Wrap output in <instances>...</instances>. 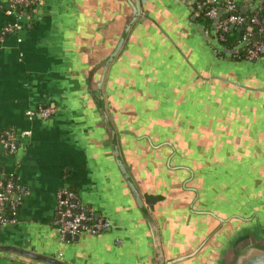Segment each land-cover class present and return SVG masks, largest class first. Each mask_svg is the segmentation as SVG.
I'll return each mask as SVG.
<instances>
[{"label": "crops", "instance_id": "crops-1", "mask_svg": "<svg viewBox=\"0 0 264 264\" xmlns=\"http://www.w3.org/2000/svg\"><path fill=\"white\" fill-rule=\"evenodd\" d=\"M146 1L150 18L136 23L110 65L104 98L142 199L164 196L146 208L167 264L195 250L215 217L247 212L264 197V60L224 53L229 48L217 32L196 22L192 0ZM243 8L253 12V0ZM74 14V0H46L37 17L20 21L17 35L0 40V134L30 132L19 136L15 153L0 143V179L12 178L18 196L14 222L11 212H0V264H49L16 250L62 264H151L149 231L84 102ZM15 21L0 7V31ZM39 105L57 111L29 119L27 111ZM62 188L114 227L63 236L56 198ZM215 242L178 264H202Z\"/></svg>", "mask_w": 264, "mask_h": 264}, {"label": "water", "instance_id": "water-1", "mask_svg": "<svg viewBox=\"0 0 264 264\" xmlns=\"http://www.w3.org/2000/svg\"><path fill=\"white\" fill-rule=\"evenodd\" d=\"M74 2V21L78 26V32L76 33L75 30V35L77 34L76 42L80 49L77 58L78 77L88 114L92 117L96 130L102 136L104 149L107 150L118 177L128 189L149 231L152 242L151 264H164L159 229L146 208H153L155 203L164 199V196L146 195L145 201L142 199L134 179L123 160L117 131L104 98V84L110 65L123 50L136 23L150 18L149 13H144L142 10V6L147 1L74 0ZM106 6L111 9L109 15H105L103 12ZM122 6L126 8L125 12L121 11ZM118 8H120V12H117ZM222 13H224L223 10L219 11L217 18L214 20L213 31H216V25ZM241 13L247 14L248 9L243 8ZM109 35L113 36L109 38ZM261 38L264 39V35L255 37L256 40ZM90 41L95 44L100 43L89 46L88 43ZM103 43L105 44L102 45ZM242 48L241 46L234 50L222 48V51L234 55ZM14 198L17 199L18 196L16 195ZM9 207L10 205L7 204V208ZM247 209L248 211L245 212L244 216H236L234 214L226 219L215 217L214 219L218 222L217 225L195 250L186 255L170 259L167 264H178L197 257L214 240H216L215 245L202 264H264V197L254 199ZM5 216L3 214L4 218ZM231 223H234L233 227L225 235L216 239L220 232ZM67 237L70 238L69 235ZM6 250L10 251L12 249ZM16 254L42 263L62 264L51 258L23 250H16Z\"/></svg>", "mask_w": 264, "mask_h": 264}, {"label": "built area", "instance_id": "built-area-1", "mask_svg": "<svg viewBox=\"0 0 264 264\" xmlns=\"http://www.w3.org/2000/svg\"><path fill=\"white\" fill-rule=\"evenodd\" d=\"M46 0H6V7L0 6L7 15L14 16L16 21L5 25L0 31V40L4 41L9 36L17 35L20 30V21L28 19L31 21L37 17L41 7ZM252 0H243L241 5H246ZM241 5L233 0H192L191 6L196 15L204 14L211 20H215L219 11L223 10L224 16L220 18L216 25V32L221 42H226L231 31L235 28H242L244 35L241 42V47H248L244 54L245 61L264 60V39L256 40L255 37L264 35V25L258 16H253L251 19L241 13ZM255 26L257 27L255 29ZM22 41L21 38L18 39ZM239 46V47H240ZM241 51V50H240ZM240 51L236 53L240 58ZM23 56V55H21ZM55 107L51 105H39L36 109L27 111L29 119L40 117L48 119L55 115ZM29 136L30 132L24 131L17 134L14 130L3 131L0 134V143L9 154L15 153L18 148L19 136ZM17 186L10 178L0 179V212H9L11 210L12 217H5L3 221L14 222L15 212L17 210V201L13 196L16 193ZM57 223L60 227V232L63 236L71 237L82 233L91 235H101L109 232L114 224L108 217H98L93 210L84 209L79 205L78 197L75 191L70 188H62L57 195ZM7 204L10 205L7 208ZM9 210V211H8Z\"/></svg>", "mask_w": 264, "mask_h": 264}, {"label": "trees", "instance_id": "trees-1", "mask_svg": "<svg viewBox=\"0 0 264 264\" xmlns=\"http://www.w3.org/2000/svg\"><path fill=\"white\" fill-rule=\"evenodd\" d=\"M253 2H254V7H255L254 11L253 12L249 11L247 14H245V16L247 17V19H251L253 16H258L261 19L262 25H264V0H253ZM196 22L200 23L203 26V28L207 30H211L212 24H213V20L206 17L203 13L197 15ZM256 28L257 27L255 26V29ZM243 35H244V31L240 30V28H235L231 31V34L228 36L227 41L224 43L219 42V44L225 45L229 49H235L241 45ZM247 48L248 47H243L241 49L240 58H238L236 54L233 55L232 58L239 60V61L244 60L243 58H244V54L247 51ZM7 178L5 179V181L9 180V178L8 179ZM9 212H11V210Z\"/></svg>", "mask_w": 264, "mask_h": 264}, {"label": "rangeland", "instance_id": "rangeland-1", "mask_svg": "<svg viewBox=\"0 0 264 264\" xmlns=\"http://www.w3.org/2000/svg\"><path fill=\"white\" fill-rule=\"evenodd\" d=\"M73 35H75V33H73ZM79 47H77V49H76V47H75V51H74V53H73V56L74 57H78V55H79ZM246 213L244 212V211H242V210H239V211H237V213H235V215L236 216H244Z\"/></svg>", "mask_w": 264, "mask_h": 264}]
</instances>
